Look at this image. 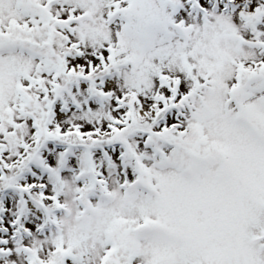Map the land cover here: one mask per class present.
Segmentation results:
<instances>
[{"label":"snow or ice","instance_id":"obj_1","mask_svg":"<svg viewBox=\"0 0 264 264\" xmlns=\"http://www.w3.org/2000/svg\"><path fill=\"white\" fill-rule=\"evenodd\" d=\"M0 264H264V0H0Z\"/></svg>","mask_w":264,"mask_h":264}]
</instances>
